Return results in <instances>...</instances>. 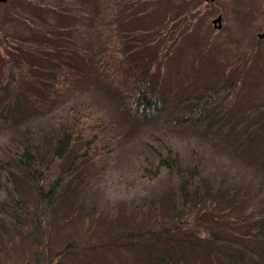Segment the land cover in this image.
I'll return each instance as SVG.
<instances>
[{
  "label": "rangeland",
  "instance_id": "1",
  "mask_svg": "<svg viewBox=\"0 0 264 264\" xmlns=\"http://www.w3.org/2000/svg\"><path fill=\"white\" fill-rule=\"evenodd\" d=\"M33 1L0 3V264H48L50 259V264H161L167 243L174 251L173 263L167 264H225L224 248L240 250L246 258L256 241L264 242V39L257 38L264 29V0H186L206 5V22L199 27L172 16L170 30L162 33L163 0H144L149 10L144 3L131 8L134 22L118 20V9L110 5L119 7L124 0H106L96 17L91 0ZM43 4L49 7L42 21L49 36L59 35L68 49L82 36L85 61L66 60L64 50L55 59L56 74L75 73L66 88L52 86V74L40 75L31 59L18 61L26 50L18 49L22 41L39 42L29 19ZM217 16L218 29L211 23ZM46 41L42 47L58 45L57 39ZM255 41L254 53L249 48ZM24 77L37 79L43 88L24 85ZM233 77L240 82L231 84ZM143 81L159 97L154 112L134 108L126 96L132 83ZM207 95L206 118L190 117ZM82 105L111 125L115 145L107 160L81 159L69 171L79 146L63 160H51L49 135L67 124L72 106ZM164 145L186 170L198 167L199 194L210 190L230 207L222 218L228 225L211 224L216 241L190 230L192 204L186 208L177 201L172 210L177 227L164 229L178 181L167 170L155 179L140 177L144 161L156 162ZM24 149L42 159L36 173L18 162ZM59 177V197L46 211L36 181L47 189ZM132 230L141 238L137 242L127 234ZM66 245L71 250L54 255ZM244 261L234 256L229 264Z\"/></svg>",
  "mask_w": 264,
  "mask_h": 264
},
{
  "label": "trees",
  "instance_id": "2",
  "mask_svg": "<svg viewBox=\"0 0 264 264\" xmlns=\"http://www.w3.org/2000/svg\"><path fill=\"white\" fill-rule=\"evenodd\" d=\"M143 1L144 0H124L119 7L115 4L110 5L114 6L116 10L118 9L117 11H115V16L118 20L125 19L127 21L129 20L130 22H134L133 17L136 14L129 15L130 10L133 7L140 8V6L144 3ZM33 2V0H29V3ZM92 2L93 0L90 1V6L92 5L93 8L92 16L96 17V12H98L101 7L105 5L107 6V3H105L106 0H98L96 4H92ZM145 4L146 3H144L142 6L145 10H149L150 7ZM162 4L164 5L163 8H165L164 13L166 17L164 16L165 21L161 27V33L163 31L170 30L169 28L170 22L172 21V16H175L174 19H178V22H185V24H191L193 22L199 23V27L204 22H206V5L203 2H201L200 5H197L189 4V1L187 2L186 0H163ZM157 5L160 6L161 2L157 3ZM30 7L33 11H35L36 7H34V4H31ZM48 8V4L40 5V8L37 10V12L33 13L34 17L37 16V21L32 20L34 18L32 14L31 15L33 18L29 19V22L31 23H29V30L31 34L35 35L36 38L39 39V42H35L33 39L31 41V39H29L22 41V44H20L19 47L18 44H16V47H18V49L22 50L23 45L24 47H26V50L22 51L23 53H21V51L15 50L14 55L19 56V54L21 53L20 59L18 60L23 61L21 63H24L27 58L31 59V61H34V63H36L35 69H37L40 75L51 73L55 81H57L55 83L54 79L51 80L52 86L55 85L57 87L66 88L71 80H73L75 73L71 70L66 69L63 71V74H56L55 69L58 65L59 59L58 61H55V59L58 55H62L61 52H63L64 50L65 53L63 54V56L66 57V60L71 57L82 58L84 60V53L80 48L82 36L80 37V40L75 43V45L69 47L71 49H68V42L59 38V35H54V37L49 36L48 30L44 27V23L42 22L46 14L48 13ZM196 12H198L200 15L204 14L203 18L195 16V14H197ZM58 13L62 14V12ZM196 18L197 20H195ZM56 39L58 45L57 43H54V46L52 47L41 46L42 42H47L46 40L55 41ZM148 41L151 42L150 39H148L147 42ZM258 42L259 41H255V46H251L249 50L254 53L257 52L259 50V47L257 45ZM11 46L12 43H9V41L7 40L6 50L8 52L12 48ZM62 46L67 47V49L61 48ZM3 54L5 55L4 52ZM10 58L14 60L13 57L10 56ZM23 79L24 85H31L38 90L43 88L35 78L24 77ZM223 79H225L224 76ZM240 80L241 79H239L238 77H233L231 78L230 83L234 84L237 81L240 82ZM126 96L130 99L134 108L141 109L144 112H154L159 106L158 95L150 91L148 83L145 81H143V83H132L131 89L127 91ZM208 98L209 95L206 96L205 102L194 106L193 110H191V112H193L190 114V117L196 115L197 120L206 118L211 106L207 102L209 100ZM92 114V110H87L86 105H82L81 108H78L77 106H72V108H70L67 118V124H65V126L61 129L53 130L49 135L48 156L49 158H51V160H63L76 145L79 146V153L72 158L67 169L69 171L72 170L81 159H89L95 162H101L108 159L109 154L112 152V148L115 145L113 129L111 125H106V120L104 118H99L97 117V115ZM185 119H183V121ZM178 122L181 123L182 120L179 119L174 121V123L176 124H178ZM39 160L40 162L42 161L40 157H37L34 152L30 151L29 149H24L18 156V162L20 163L22 168L27 171H33V173H36L35 165ZM161 170H167L171 175H174L178 181L176 196H173L172 201L170 202L171 211L176 206L177 201H179L183 205V207L186 208H188V206L191 204L194 205V209L191 207L190 213L188 214L189 217H187L188 219H190L189 221L192 224L190 230L195 233H203L205 235L203 237H205L209 241H216V228L212 227L211 224H221L222 226L228 225L227 223H225V221L222 220L224 216L226 217L225 211L230 208L226 206L227 204L225 200H223L222 197L215 198L210 190H206L203 196L199 194V186L195 184L196 180L198 181L199 177L198 167L193 166V168L190 170H186L185 168H183L178 154L175 153L168 145H164L163 152L156 153V162L153 163L149 160L144 161V165L140 169V177L144 180L155 179L159 177ZM62 182L63 177H59L57 180H53L50 184H48L47 189H44L41 183L39 181H36L38 196L46 211H50L53 208L57 198L59 197L61 187L63 186L61 184ZM193 184H195V187L194 193L192 194L191 191L193 188ZM215 215H217V217H215ZM214 217L216 219H214ZM169 218L172 222L168 220L170 224L165 225L164 229L166 231L169 229L174 230L177 227V223L173 222V219L175 218L173 211L170 213ZM199 226L200 231L199 229H197L199 228ZM127 234L128 236L136 238V242L141 239L138 233L134 230L129 231ZM237 234L242 238V232L240 228L237 230ZM148 240H153L155 242L157 241V239H155V237L153 236H150V239ZM161 242H163V240H161ZM152 243H150V245ZM163 245L164 246L161 249L164 250L165 255L162 258V261L160 260L159 262H161V264H167L168 262L173 263L169 259L171 253L173 254L174 252L172 250V245H169L168 243ZM69 250H71V246L66 245L62 250L56 251L54 255L61 256L67 253ZM251 250H255L256 252L254 253L253 251L252 253L254 254H251ZM222 253L227 256L228 261H226L225 264L231 263L230 260L234 256L245 259V264H264V242L261 241H256L255 247H252L251 249H249V251L247 250L248 256L246 258L241 255L240 250L233 251L229 248H224ZM211 255L212 253L210 252V256ZM210 256L208 253V257ZM49 262H52V260L50 259L48 261V264H50ZM147 264H150L149 260Z\"/></svg>",
  "mask_w": 264,
  "mask_h": 264
},
{
  "label": "water",
  "instance_id": "3",
  "mask_svg": "<svg viewBox=\"0 0 264 264\" xmlns=\"http://www.w3.org/2000/svg\"><path fill=\"white\" fill-rule=\"evenodd\" d=\"M6 1L7 0H0V3H5ZM204 1H213V0H204ZM220 20H221V17L217 16L211 21V23L213 24L218 23V26L216 27L218 29L220 27ZM257 38L264 39V29L260 33L257 34Z\"/></svg>",
  "mask_w": 264,
  "mask_h": 264
}]
</instances>
